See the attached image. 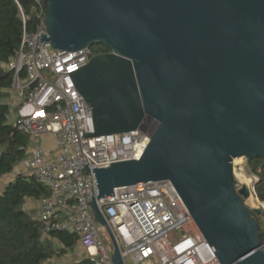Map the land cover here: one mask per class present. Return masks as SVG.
Masks as SVG:
<instances>
[{
  "label": "water",
  "instance_id": "water-1",
  "mask_svg": "<svg viewBox=\"0 0 264 264\" xmlns=\"http://www.w3.org/2000/svg\"><path fill=\"white\" fill-rule=\"evenodd\" d=\"M37 1L48 6L42 42L111 50L71 72L92 109L95 133L85 136L158 122L139 159L93 170L90 205L112 239L113 263L125 259L99 201L169 180L221 264H264L252 214L262 210L248 206L251 190L234 174L235 158L264 159V0Z\"/></svg>",
  "mask_w": 264,
  "mask_h": 264
},
{
  "label": "built area",
  "instance_id": "built-area-1",
  "mask_svg": "<svg viewBox=\"0 0 264 264\" xmlns=\"http://www.w3.org/2000/svg\"><path fill=\"white\" fill-rule=\"evenodd\" d=\"M21 14L26 21L22 9ZM45 15L42 8L37 28L24 29L20 50L4 64L14 72L12 91L19 105V114L11 110L9 119L30 139L21 166L49 190L40 200L38 214L43 238L53 232L74 234L87 257L97 264H114L90 205L97 195L93 170L139 159L158 122L147 118L134 131L86 137L95 133L92 109L71 72L86 66L96 54L92 46L65 51L42 42L48 34ZM51 136L54 156L43 147ZM115 194L99 204L125 264L129 257L135 264H221L171 181L120 187Z\"/></svg>",
  "mask_w": 264,
  "mask_h": 264
},
{
  "label": "trees",
  "instance_id": "trees-1",
  "mask_svg": "<svg viewBox=\"0 0 264 264\" xmlns=\"http://www.w3.org/2000/svg\"><path fill=\"white\" fill-rule=\"evenodd\" d=\"M18 2L0 0V181L21 164L30 140L9 119L11 106L7 98L14 84V72L7 70L4 64L20 50L24 29L33 32L40 23L42 8L46 13L48 11L47 4L37 0ZM91 48L95 54L111 51L104 44H95ZM246 170L257 177L255 193L264 202V159H248ZM48 195L45 185L24 173H18L4 187L0 186V264H47L76 248L78 238L68 232H53L49 238H43L42 223L33 211L26 209L28 199L40 201ZM252 214L258 220L260 241L264 244V224L260 215ZM69 264L97 263L86 256Z\"/></svg>",
  "mask_w": 264,
  "mask_h": 264
},
{
  "label": "rangeland",
  "instance_id": "rangeland-1",
  "mask_svg": "<svg viewBox=\"0 0 264 264\" xmlns=\"http://www.w3.org/2000/svg\"><path fill=\"white\" fill-rule=\"evenodd\" d=\"M54 137H50L48 138V145L49 146H53L54 145ZM47 144L43 143V146H46ZM247 159L245 157H239V158H235L234 159V174H235V178H236V184L238 185V188L241 187L242 185H247L250 190H251V196L253 201H250V197L246 200V203L248 204V206H250L251 208H260L262 210V213L260 215V220L263 222L264 224V202H261L258 197L256 196L255 190H254V185L255 182L257 181V177L253 174H249L246 170V165H247ZM15 175V173L11 174L10 176L8 175L7 177H4L1 179L0 181V186L4 187L7 183H8V179L13 178ZM245 177V181L244 182V178L242 179L241 177ZM245 175V176H244ZM34 215L36 217H38L36 215V213H34ZM98 229L100 232V235L103 239V241L105 242V245L109 251V253H113L114 251V245L112 242V239L108 233V231L106 230L105 227L101 226L100 224H98ZM128 264H135L134 260L129 257L127 259ZM141 264H149L148 262L145 263H141ZM152 264V263H151Z\"/></svg>",
  "mask_w": 264,
  "mask_h": 264
},
{
  "label": "crops",
  "instance_id": "crops-1",
  "mask_svg": "<svg viewBox=\"0 0 264 264\" xmlns=\"http://www.w3.org/2000/svg\"><path fill=\"white\" fill-rule=\"evenodd\" d=\"M7 102L10 104L11 110L14 112V115L15 116L18 115L19 114V105H18L17 93L15 91H10V95L7 98ZM47 141H48V138H46L44 141V143L47 145L43 146V147H44L45 151L47 152V154L54 156L55 155L54 146H49ZM13 173H15V175H14V177H15L18 173H24L25 174V170L22 168L21 164H19L15 168ZM13 173H11V174H13ZM11 174H9V176ZM7 176L8 175H6L5 177H7ZM14 177L8 179V182L12 181L14 179ZM25 207L27 210L33 211V213H36V215L38 216L39 209H40V201L28 199ZM86 256H87L86 252L78 244L76 246V248L73 251L69 252L67 255H65L63 257H55V258L51 259L47 264H69L73 261H77V260L82 259Z\"/></svg>",
  "mask_w": 264,
  "mask_h": 264
},
{
  "label": "bare ground",
  "instance_id": "bare-ground-1",
  "mask_svg": "<svg viewBox=\"0 0 264 264\" xmlns=\"http://www.w3.org/2000/svg\"><path fill=\"white\" fill-rule=\"evenodd\" d=\"M244 176H245V175H244ZM241 178H242V179L244 178V182H246V181H245V177H243V175H242ZM249 199H250L251 202L253 201L252 197H250Z\"/></svg>",
  "mask_w": 264,
  "mask_h": 264
},
{
  "label": "flooded vegetation",
  "instance_id": "flooded-vegetation-1",
  "mask_svg": "<svg viewBox=\"0 0 264 264\" xmlns=\"http://www.w3.org/2000/svg\"><path fill=\"white\" fill-rule=\"evenodd\" d=\"M107 53H111V51H109V52H106V54H107Z\"/></svg>",
  "mask_w": 264,
  "mask_h": 264
}]
</instances>
